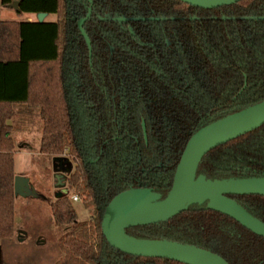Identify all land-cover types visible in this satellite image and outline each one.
I'll return each instance as SVG.
<instances>
[{
	"label": "trees",
	"instance_id": "trees-1",
	"mask_svg": "<svg viewBox=\"0 0 264 264\" xmlns=\"http://www.w3.org/2000/svg\"><path fill=\"white\" fill-rule=\"evenodd\" d=\"M18 8L56 20H0V239L15 233L14 137L35 131L39 154L66 155L73 165L66 194L51 204L62 231L52 264H184L112 248L102 214L131 187L163 198L197 129L264 99V0L211 9L180 0H92L83 24L90 51L76 26L85 0H19ZM250 172L264 174V123L208 151L196 169L211 179ZM74 195L89 219L78 220ZM233 198L264 223L263 196ZM125 233L196 245L229 264H264L263 236L195 204Z\"/></svg>",
	"mask_w": 264,
	"mask_h": 264
},
{
	"label": "water",
	"instance_id": "water-1",
	"mask_svg": "<svg viewBox=\"0 0 264 264\" xmlns=\"http://www.w3.org/2000/svg\"><path fill=\"white\" fill-rule=\"evenodd\" d=\"M91 4V0H87ZM203 9L230 5L240 0H180ZM19 0H12L9 8L19 11ZM78 20L80 33L90 50V42L82 25L90 15ZM46 13H37L41 22ZM264 123V99L236 112L227 114L197 129L187 140L176 164L172 184L164 198L148 187H131L117 193L105 206L101 231L107 243L130 255L165 257L185 264H229L221 256L198 246L165 239H144L127 235L125 230L136 225L165 221L191 204L205 203V208L230 216L257 235L264 236V223L248 213L228 194L264 195V177L209 179L197 175L202 156L214 147L239 137ZM142 129L145 132L144 124ZM58 185L61 183L57 181ZM14 196L38 197L29 177L15 175ZM62 192L56 194V198Z\"/></svg>",
	"mask_w": 264,
	"mask_h": 264
},
{
	"label": "rangeland",
	"instance_id": "rangeland-1",
	"mask_svg": "<svg viewBox=\"0 0 264 264\" xmlns=\"http://www.w3.org/2000/svg\"><path fill=\"white\" fill-rule=\"evenodd\" d=\"M3 13L15 20H37L36 13L19 14L7 8L0 10V19H8ZM44 20L55 21L56 15L50 13ZM40 137V133L34 131L14 138L16 148L26 145L30 148L14 154L15 174L29 177L38 197L15 196V233L12 238L0 239V264H52L59 255L57 238L62 231H55L51 204L58 192L66 194L65 180L73 165L66 155L39 154ZM72 204L78 220L89 219V211L79 202Z\"/></svg>",
	"mask_w": 264,
	"mask_h": 264
},
{
	"label": "flooded vegetation",
	"instance_id": "flooded-vegetation-1",
	"mask_svg": "<svg viewBox=\"0 0 264 264\" xmlns=\"http://www.w3.org/2000/svg\"><path fill=\"white\" fill-rule=\"evenodd\" d=\"M87 3H88V8L90 7L91 8V6H92V0H91V4H89V2L87 1V0H85ZM88 8H87V10H88ZM86 13H87V11H86ZM86 13H85V15H86ZM90 13H91V11H90ZM85 15L83 16V17H85ZM90 16V15H89ZM82 17V18H83ZM79 19H81V18H79ZM78 19V20H79ZM88 19V18H87ZM78 20H77V22H78ZM120 20L121 21H124V19L123 18H120ZM85 21H86V19H85ZM84 21V22H85ZM77 22H76V26H77V28H78V25H77ZM84 22H83V24H84ZM82 27H83V25H82ZM84 29V28H83ZM78 30H79V28H78ZM128 30H129V32L130 33H132V31H131V29L130 28H128ZM85 31V30H84ZM79 32H80V30H79ZM86 33V32H85ZM81 34V33H80ZM82 35V34H81ZM87 35V34H86ZM83 37V36H82ZM88 37V36H87ZM84 38V37H83ZM85 40V39H84ZM90 42V41H89ZM87 45V44H86ZM88 47V46H87ZM89 49V48H88ZM90 51V50H89ZM143 134H144V139H146V134H145V132L143 131ZM210 151V150H209ZM181 155V154H180ZM205 155V154H204ZM203 155V156H204ZM202 156V157H203ZM180 158V157H179ZM202 159V158H201ZM198 166V165H197ZM197 169V168H196ZM175 171V170H174ZM197 175H200V174H196L195 173V176H197ZM201 175H203V174H201ZM205 176V175H204ZM258 176H262V177H264V174L263 173H244L242 176H239V177H227V178H213V179H228V178H245V177H258ZM206 177V176H205ZM207 178V177H206ZM173 179V178H172ZM209 179H211V178H209ZM66 182V181H65ZM172 184V183H171ZM171 187V186H170ZM149 188V187H148ZM153 190V189H152ZM154 191V190H153ZM169 191V190H168ZM167 191V192H168ZM156 192V191H155ZM158 193V192H157ZM167 194V193H166ZM244 195H257V194H243V195H239V194H228L227 196L228 197H230L231 199H233L237 204H239L237 201H236V199L235 198H233L234 196H244ZM258 196H263L264 197V195H258ZM165 197V196H164ZM163 197V198H164ZM160 199H162L161 198V196H160ZM111 200V199H110ZM77 202H79L80 203V199H79V201H77ZM191 205H194V204H191ZM195 205H197V206H200V207H204L205 208V203H202V204H200V205H198V204H195ZM240 205V204H239ZM190 206V205H189ZM240 206H242V205H240ZM243 207V206H242ZM244 208V207H243ZM207 209V208H206ZM245 209V208H244ZM209 210H211V209H209ZM246 210V209H245ZM212 211H215V210H212ZM247 211V210H246ZM181 212V211H180ZM179 212V213H180ZM216 212H218V211H216ZM248 212V211H247ZM219 213H221V212H219ZM248 213H250V212H248ZM178 214V213H177ZM221 214H223V213H221ZM251 214V213H250ZM176 215V214H175ZM224 215H226V214H224ZM252 215V214H251ZM174 216V215H173ZM172 216V217H173ZM226 216H228V215H226ZM253 216V215H252ZM230 217V216H229ZM171 218V217H170ZM231 218V217H230ZM256 218V217H255ZM233 219V218H232ZM168 220V219H167ZM235 220V219H234ZM259 220V219H258ZM236 221V220H235ZM161 222V221H160ZM237 222V221H236ZM158 223V222H157ZM239 223V222H238ZM101 224V223H100ZM152 224H154V223H152ZM240 224V223H239ZM146 225H149V224H146ZM241 225V224H240ZM136 226H142V225H136ZM132 227H134V226H132ZM244 227V226H243ZM130 228V227H129ZM246 228V227H245ZM247 229V228H246ZM249 230V229H248ZM251 231V230H250ZM252 232V231H251ZM254 233V232H253ZM257 235V234H256ZM260 236V235H259ZM264 237V236H263ZM144 239H146V238H144ZM182 243V242H181ZM189 244V243H188ZM111 246V245H110ZM196 246V245H195ZM58 247V246H57ZM112 247V246H111ZM199 247V246H198ZM112 248H114V247H112ZM200 248H202V247H200ZM114 249H116V248H114ZM204 249V248H203ZM58 250H59V248H58ZM118 250V249H117ZM206 250H208V249H206ZM118 251H120V250H118ZM210 251V250H209ZM121 252V251H120ZM212 252V251H211ZM121 253H124V252H121ZM59 254H60V251H59ZM124 254H126V253H124ZM216 254V253H215ZM127 255H130V254H127ZM218 255V254H217ZM59 256V255H58ZM133 256H137V255H133ZM220 256V255H219ZM141 257H148V256H141ZM58 258V257H57ZM159 258H165V257H159ZM225 260V259H224ZM175 261V260H174ZM226 261V260H225ZM227 262V261H226ZM182 263V262H181ZM185 264V263H184Z\"/></svg>",
	"mask_w": 264,
	"mask_h": 264
},
{
	"label": "crops",
	"instance_id": "crops-1",
	"mask_svg": "<svg viewBox=\"0 0 264 264\" xmlns=\"http://www.w3.org/2000/svg\"><path fill=\"white\" fill-rule=\"evenodd\" d=\"M0 8H1V9L7 8V10H13V9H11V8H9V7H3V6L1 5V3H0ZM1 9H0V10H1ZM13 11L16 12V13H18V12L15 11V10H13ZM3 14H4V15L7 14L6 17H7L8 19L2 18V19H0V20H10V21H12V20H13V21H37V20H30V19H27V20H15V19H12L11 16L8 15V13H3ZM44 19H45V18H44ZM26 133H30V134H32V132L18 133V134L15 135V137H16L17 135H24V134H26ZM37 133H38V132H37ZM15 137H14V138H15ZM29 149H30V148H29L27 145H26V147H24V148H22V149L15 148V153H16L17 151H23V150H29ZM15 153H14V154H15ZM15 172H16V171H15Z\"/></svg>",
	"mask_w": 264,
	"mask_h": 264
},
{
	"label": "built area",
	"instance_id": "built-area-1",
	"mask_svg": "<svg viewBox=\"0 0 264 264\" xmlns=\"http://www.w3.org/2000/svg\"><path fill=\"white\" fill-rule=\"evenodd\" d=\"M71 200H72V202H77V201H79V198H78V196L74 195L71 197Z\"/></svg>",
	"mask_w": 264,
	"mask_h": 264
}]
</instances>
